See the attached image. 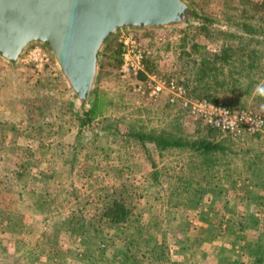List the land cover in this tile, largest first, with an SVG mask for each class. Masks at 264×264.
<instances>
[{
    "label": "trees",
    "instance_id": "trees-1",
    "mask_svg": "<svg viewBox=\"0 0 264 264\" xmlns=\"http://www.w3.org/2000/svg\"><path fill=\"white\" fill-rule=\"evenodd\" d=\"M263 5L262 0H232L228 5L224 0L221 4L222 8L225 10L231 8L234 14L230 17L221 14L224 16H221L222 20L219 21L209 14L199 12L190 4L185 13L191 15L193 23L187 21L185 27L178 30L177 38L164 44L160 52L170 57L172 62L182 60L191 62V73L189 77L170 76L164 79L181 84L189 97L220 101L231 111L246 110L248 103L256 99L260 89L264 91V78H261L262 75L264 76V63L258 60V56L252 52V49H249L253 41L250 39L260 34L258 28L255 29L249 21L256 16L252 15V12L258 6L261 10ZM218 8L220 13V6L216 7L215 11ZM222 21L224 24H221ZM223 25L227 29H222ZM246 49L249 50L244 52ZM119 50L120 46L112 48L108 45L101 60L105 55H108V58L112 56V59L107 63H104V60L102 62L116 68L119 63ZM158 52L159 50L156 49L143 55V70L136 75L138 79L144 78L148 73L155 74L154 60H158ZM103 105V96L93 92L88 102L83 104L79 112L74 115L78 129L98 130L100 137L104 139L102 145L92 144V151L98 150L105 157L108 152L125 151L127 140H131L144 150H147L146 146L150 145L158 153L176 151L186 155L188 178H182L181 174L172 176L174 183L170 184V187L167 185L169 188L168 209L172 212H170V221L167 222L166 228L158 230L162 232L159 236L152 235L149 232V226L153 218L141 214L143 206L137 210L136 205H127L120 191H114L98 196L101 197V202L95 203L86 216L81 213L80 206L74 201L76 198L74 196L68 211L52 222L51 233L42 232L37 239L27 240L23 236L26 234L28 225L24 223L13 206L5 204L0 207V264H7L6 257L11 258L14 261L13 264H55L57 255H64L72 263L80 264H134L135 249L139 246L145 248V253L155 264H167L171 256L176 254L182 256V248L178 247L177 240H184L183 230L193 229L187 221H184V216L180 217L184 210L197 212V215L198 213L207 215L208 221L216 223L218 234L222 239L221 243L230 242L227 246L220 244L221 247L216 251L217 257L228 260V264H264L262 263L264 195L257 194L253 186L242 184V178L245 175L255 180L264 178V133L232 138L229 135L220 134L213 128L203 126L204 134L189 137L182 133L180 123L186 117V113L175 108L176 115H172L168 120L171 128H160L157 131H144L139 127L127 128L121 135L116 133V128L103 126L97 122L96 116L101 115L99 113ZM197 123L200 124L198 121ZM114 135L120 136V139H115ZM220 136L226 139H219ZM95 138L96 135H93L91 142ZM242 142L245 146H241ZM14 154L16 156H12L13 161L10 160L7 163L9 169L19 162L14 160L18 157V153ZM93 155L94 153H89L86 159H91ZM148 160L152 170V186H156L160 181L159 169L153 160ZM30 161L26 160L18 166L26 170L25 166L30 165ZM84 162L88 165V162ZM90 162L93 165L94 161ZM1 163L0 172L4 173L7 171V168L3 170L6 164L3 165L0 159ZM71 166L72 162L69 167ZM13 169L19 175L24 173L15 166ZM182 169L183 164L179 170L182 171ZM26 172L30 173L27 170ZM40 174L34 173L32 176L38 179L42 176L45 180L50 178L47 174ZM4 185L0 177V195H4L9 200L13 198L14 201L41 204V214L49 218L55 215L53 213L57 211V206H61L57 201L55 204L54 193L47 192L45 188H42L43 186L40 187V191L35 189L37 192L33 189L24 190L18 186L19 188L14 192L4 188ZM55 188L57 196L61 197L63 194L65 202H71L67 197V189H60V186ZM223 190L227 196L229 195L231 203L226 208L221 206L213 208L210 205L213 198L223 193ZM38 192L41 193L38 194ZM234 198L248 199L253 206L254 243L250 241L251 237L244 243L239 242L243 241L244 231H248L244 227L249 220L244 217V214H239ZM214 213L219 217H213ZM175 217L179 219L178 222L171 224ZM67 219L79 221L83 233L74 232ZM152 221H155L152 225L156 226L157 219L154 218ZM56 226L63 228L70 237V245L63 250H60L61 243L54 234ZM6 233L13 234L14 237H7ZM52 233L54 236H50ZM193 241L196 243L197 239ZM198 253L196 250L195 258H198ZM233 254L238 257H233ZM246 255L248 258L244 259Z\"/></svg>",
    "mask_w": 264,
    "mask_h": 264
},
{
    "label": "rangeland",
    "instance_id": "rangeland-1",
    "mask_svg": "<svg viewBox=\"0 0 264 264\" xmlns=\"http://www.w3.org/2000/svg\"><path fill=\"white\" fill-rule=\"evenodd\" d=\"M184 1L188 6L192 4L199 12L209 14L219 21L222 20L221 14L218 12L219 8L213 13L210 12V9L215 10L220 6L218 0H215L216 3L212 5L209 4V0ZM262 2L264 3V0ZM257 17L249 22L255 29L258 28L260 34L250 39L253 40L250 46L255 48L254 54L258 56V60L264 63V17ZM184 27L175 30L129 31L141 41L143 55L149 51L159 50L158 60H154L156 64L154 71L155 75L162 79L170 76L173 78L189 77L191 73V62L183 60L172 62L170 57L160 52L163 49L161 47L177 38L178 30ZM117 36L99 54L96 87L93 92L103 96L104 105L99 113L101 115L96 116L97 122L103 126L108 125L116 128V133L121 135L127 128L137 129L139 127L144 131L171 128L168 120L172 115H176L174 107L166 105L163 97L152 102L134 94L130 88L134 82L133 78L130 76L123 78L117 73V67L104 64L109 62L112 56L108 58V55H105L102 59L104 63L102 62L103 52L108 45H111L112 48L119 46ZM23 55L14 64L0 59V159L3 161V165L6 164L3 170L7 168L6 172H0V177L5 183L3 187L14 192L19 187L24 190L33 189L37 192L35 189L40 191V187L43 186L42 188H45L47 192L54 193L55 204L57 201L61 206H57V211L53 213L57 217L51 215L49 218L41 214V204L14 201L13 198L9 200L4 195H0V207L5 204L13 206L24 223L28 225L23 237L27 240L36 239L42 232L51 233L52 222L68 211L74 196H76L74 201L80 206L81 213L86 216L95 203L101 202V197L98 196L120 191L127 205L134 204L137 210L143 206L141 214L157 219L156 226L152 225L155 221L150 220L152 223L149 226V232L159 236L162 232L158 230L166 228L167 222L170 221V212H172L168 209L167 202L168 187L174 183L172 176L181 174L182 178H188L186 155L176 153V151L158 153L150 145H147V150H144L131 140H127L125 151L108 152L105 157L98 150L92 151V144L94 146L102 145L104 139L100 137L98 130L77 128L74 115L79 112L83 104L78 106L75 103L48 56L46 62L38 64L25 61ZM261 78L264 76L262 75ZM256 95V99L249 102L250 104L248 103L246 110L264 114L263 89H260ZM167 113L170 114L167 115ZM197 121L186 115L180 122L182 133L189 137L204 134L205 126L200 121L198 124ZM90 131L92 132L90 133ZM93 135H96L93 140L95 143L91 142ZM114 138L120 139V136L114 135ZM220 138L226 139L222 136ZM241 146H245V144L242 142ZM15 152L18 153V157H15L14 160L19 162L9 169L7 163L16 156ZM89 153H94V155L91 159H86ZM148 159L153 160L159 169L160 181L156 186H152V170ZM26 160H31V164L25 166L30 173L23 170L22 166H18ZM32 160L34 161L33 165ZM84 161L88 162L91 167L84 164ZM90 161H94L93 165ZM70 162H72L71 168L69 167ZM182 164L183 169L180 171L179 168ZM14 166L24 173L17 174L13 169ZM34 173L47 174L50 178L45 180L41 176L40 182L38 177L32 176ZM242 182L247 186L261 183L259 179L255 180L248 175L243 176ZM59 186L60 189H67V197L71 202H65L63 194L61 197L57 196L55 187ZM40 193L38 192V194ZM214 198L210 205L217 208L220 203L216 197ZM181 216H184V221H187V224L193 228L196 227L194 221H199L202 230H204L205 217L203 214L197 215V212L184 210ZM212 216L219 217L216 213ZM178 220L175 217L171 224ZM68 221H70L74 232L83 233L79 221L71 219ZM192 222L194 223L192 224ZM192 230L194 229L183 230L185 239L192 238L194 235ZM54 234L61 243L59 244L60 250L70 245L69 234L63 228L56 226ZM54 234L52 233L50 236H54ZM6 235L14 237L10 233H6ZM183 248L188 253L193 250V246L188 244ZM144 249L143 246L135 249L134 264H150L143 254ZM56 257L57 262H55L61 264L59 263L61 256L57 255ZM5 260L7 264L14 262L8 257ZM71 264L77 263L71 262Z\"/></svg>",
    "mask_w": 264,
    "mask_h": 264
},
{
    "label": "water",
    "instance_id": "water-1",
    "mask_svg": "<svg viewBox=\"0 0 264 264\" xmlns=\"http://www.w3.org/2000/svg\"><path fill=\"white\" fill-rule=\"evenodd\" d=\"M184 0H0V59L14 64L40 47L75 103L96 87L99 54L129 31L175 30L193 23Z\"/></svg>",
    "mask_w": 264,
    "mask_h": 264
},
{
    "label": "built area",
    "instance_id": "built-area-1",
    "mask_svg": "<svg viewBox=\"0 0 264 264\" xmlns=\"http://www.w3.org/2000/svg\"><path fill=\"white\" fill-rule=\"evenodd\" d=\"M120 46L117 73L124 78H133L131 91L148 101L156 102L162 97L168 106L183 110L189 118L200 121L204 126L219 131L232 138L241 135L264 133V114L248 110L231 111L223 104L206 98L189 97L186 89L173 80H165L153 73L138 79L137 74L143 70V46L141 41L130 32L117 36ZM25 61L42 63L47 55L40 47H31L24 52Z\"/></svg>",
    "mask_w": 264,
    "mask_h": 264
},
{
    "label": "crops",
    "instance_id": "crops-1",
    "mask_svg": "<svg viewBox=\"0 0 264 264\" xmlns=\"http://www.w3.org/2000/svg\"><path fill=\"white\" fill-rule=\"evenodd\" d=\"M259 1V0H257ZM232 2V0H225L226 5L230 4ZM213 3H216L215 0H209V4L212 5ZM218 3L220 4V14H226L225 16H231L232 14H234V11H232L231 8H227V10H225L224 8H222L221 4L224 3V0H218ZM213 11L210 9V12L213 13ZM211 13V14H212ZM252 15H256L255 18L257 16L260 17H264V7L260 10V6H258L255 11L252 12ZM224 16V15H221ZM254 18V19H255ZM221 24H224V21L221 22ZM222 29H227L226 26H222ZM252 49V52H256L255 48H249ZM249 49L244 50V52H247ZM260 180V184L257 185H251L253 186L257 191V194L264 195V178L259 179ZM220 203V206L222 208H226L229 206V204L231 203V199L229 198V195L227 196L226 192L223 190V193H221L218 196H215ZM215 199V198H214ZM235 206H237V211L239 212L240 215L244 214V217H246V219H248L249 221L245 224V229L247 228L248 231H244L243 234V241H239L241 243L246 242V240H248V238H250V241L252 243L255 242V239L253 237V234L255 233L254 231V224H253V214H252V204L250 203V201L248 199H233ZM199 214V213H198ZM206 214V213H204ZM204 221H205V225H204V230H202L201 227V223H199V221L195 220L194 222H192V224H196V227L194 226V230H192V233H194V235L192 236V238H184V240H177V245L178 247L182 248V256L179 254H176L175 256H171V258L168 260L169 262L167 264H228V260L223 259V258H219L217 257V253L216 251L219 249L220 244L222 245H228L230 244V242L228 244H223V242L221 243L220 240V236L218 234V228L216 226V223L214 224V222L212 221H208V216L204 215ZM227 217V216H226ZM215 227V228H214ZM196 228V229H195ZM214 228V229H213ZM253 228V229H252ZM252 230V232H251ZM249 236V237H247ZM197 239L196 243H194V239ZM37 239V238H36ZM167 241V240H166ZM169 243V242H168ZM172 243V242H171ZM174 243V242H173ZM190 245L193 246V250L190 251L189 253L184 250L183 246L184 245ZM176 247V245H175ZM142 250V249H141ZM198 251L199 255L198 258H195V251ZM144 251V250H143ZM144 256H146L147 260H149L150 264H155L154 262H152L151 258L145 253L144 251ZM241 255V254H239ZM61 256V257H60ZM237 256L236 254H233V257ZM59 263L61 264H71V261H69L68 258H65V256L63 255H59ZM238 257V256H237ZM243 257V256H242ZM57 258V257H56ZM248 258L247 255L244 256V259ZM57 262V260H55ZM173 261V262H172ZM55 262V264H57ZM262 263H264V254L262 255ZM77 264H80L79 262Z\"/></svg>",
    "mask_w": 264,
    "mask_h": 264
}]
</instances>
